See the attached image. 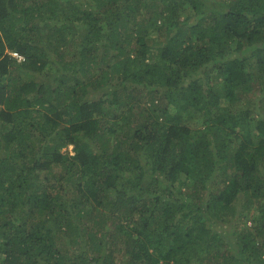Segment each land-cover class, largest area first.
Wrapping results in <instances>:
<instances>
[{
    "label": "trees",
    "instance_id": "trees-1",
    "mask_svg": "<svg viewBox=\"0 0 264 264\" xmlns=\"http://www.w3.org/2000/svg\"><path fill=\"white\" fill-rule=\"evenodd\" d=\"M0 264H264V0H0Z\"/></svg>",
    "mask_w": 264,
    "mask_h": 264
},
{
    "label": "rangeland",
    "instance_id": "rangeland-1",
    "mask_svg": "<svg viewBox=\"0 0 264 264\" xmlns=\"http://www.w3.org/2000/svg\"><path fill=\"white\" fill-rule=\"evenodd\" d=\"M81 9H83L82 6H81ZM187 13H188V11L186 12V14H187ZM73 154H74V153H73ZM41 176L43 177V173H41ZM33 217H34L35 221L39 220V217H38L37 212L33 215ZM249 218H250V217H249ZM251 219H252V218H251ZM241 221L245 222L243 219H241ZM249 222H250V224H249ZM18 224H20V223H18ZM248 225H252L251 220L248 221ZM115 254H116V253H115Z\"/></svg>",
    "mask_w": 264,
    "mask_h": 264
},
{
    "label": "clouds",
    "instance_id": "clouds-1",
    "mask_svg": "<svg viewBox=\"0 0 264 264\" xmlns=\"http://www.w3.org/2000/svg\"><path fill=\"white\" fill-rule=\"evenodd\" d=\"M73 150H74V147L70 145L68 148H65L63 152H69L70 154H73L74 153Z\"/></svg>",
    "mask_w": 264,
    "mask_h": 264
},
{
    "label": "built area",
    "instance_id": "built-area-1",
    "mask_svg": "<svg viewBox=\"0 0 264 264\" xmlns=\"http://www.w3.org/2000/svg\"><path fill=\"white\" fill-rule=\"evenodd\" d=\"M12 55H13L15 58L19 59V60L22 59L18 53H15V52H14V53H12Z\"/></svg>",
    "mask_w": 264,
    "mask_h": 264
}]
</instances>
